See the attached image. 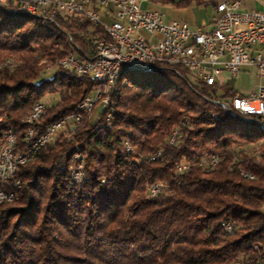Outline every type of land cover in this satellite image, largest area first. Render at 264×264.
Wrapping results in <instances>:
<instances>
[{
	"label": "trees",
	"instance_id": "16d2710c",
	"mask_svg": "<svg viewBox=\"0 0 264 264\" xmlns=\"http://www.w3.org/2000/svg\"><path fill=\"white\" fill-rule=\"evenodd\" d=\"M93 27L78 15L55 23L0 5V61L15 59L0 66V136L13 128L23 147V119L48 93L59 100L48 103L39 132L77 110L97 80L59 58L85 53ZM157 64L123 66L109 118L110 107L93 116L97 106L69 139L59 135L18 166L8 179L21 182L18 198L0 203V264H264V118L225 105L239 93L228 84ZM211 154L220 157L215 167L199 163ZM181 160L190 167L177 172ZM158 180L166 185L150 195Z\"/></svg>",
	"mask_w": 264,
	"mask_h": 264
},
{
	"label": "built area",
	"instance_id": "2783aa9c",
	"mask_svg": "<svg viewBox=\"0 0 264 264\" xmlns=\"http://www.w3.org/2000/svg\"><path fill=\"white\" fill-rule=\"evenodd\" d=\"M141 1L146 0H66V4H59V0H0L2 4L11 3L21 10H37L55 23L60 17L71 15L93 23L89 49L79 57L59 58V66L79 71L95 80L96 76L105 75L104 84H96L78 104L90 109L91 114L92 105L101 103L102 107H110L109 118L113 75L117 70L122 66L156 68L149 64V57H161V63H166L168 58L185 61V68L191 75L209 85L225 84V71L236 76L244 66L256 67L261 77L257 88L247 94L228 97L225 105L234 113L264 118V7L247 11L243 8V0H220L211 23L204 21L193 27L187 19H167L162 10L143 8ZM103 85H110V92H103ZM36 103V114L23 119L28 124V137L23 140V147H16V156H8L7 152V159H13L15 164L14 174L20 164L33 159L46 143L56 141L61 134L71 137L76 131L75 122L80 121L77 114L65 115L39 132L37 123L48 103ZM9 131L11 144H16V131L13 128ZM126 147L132 150L129 141H126ZM160 156L161 153L157 158ZM219 159L217 154H211L199 163L213 168ZM78 160L82 161L72 171L77 181L84 177V161ZM189 167V161L181 160L176 171L184 172ZM242 172L247 173L244 169ZM158 184L165 183L155 181L154 192H157ZM0 193L15 195L11 182L8 191L0 190ZM225 226L228 230L233 229L230 222Z\"/></svg>",
	"mask_w": 264,
	"mask_h": 264
},
{
	"label": "rangeland",
	"instance_id": "374dc122",
	"mask_svg": "<svg viewBox=\"0 0 264 264\" xmlns=\"http://www.w3.org/2000/svg\"><path fill=\"white\" fill-rule=\"evenodd\" d=\"M180 1L182 0H146V1H141V5L143 6V8L162 10L163 12H165L167 19H171V18L187 19L194 26H197L204 21H207L210 24L211 20L213 19V16H215L217 13L216 7L211 4L203 5L197 3L195 0H192L183 5L180 4ZM263 7H264V0H243V8L247 11L257 10ZM14 62L15 59L8 57L3 61H0V66L10 67L13 66ZM53 69L54 66L51 63L46 64V66L41 69V76L42 77L48 76V74L52 73ZM224 76H225V82L241 93H250L254 91L261 82V77L259 75V72L257 71V68L253 66L244 67L236 76L232 75L230 71H225ZM58 100H59L58 91L53 93H48L42 98V101L45 103H50V102L56 103ZM100 106L101 105H98V107L95 109V111L93 112L94 114H92L93 116L98 115ZM81 161L82 160L76 159L75 167H78V164ZM17 198L18 196L14 200H16Z\"/></svg>",
	"mask_w": 264,
	"mask_h": 264
},
{
	"label": "bare ground",
	"instance_id": "6f19581e",
	"mask_svg": "<svg viewBox=\"0 0 264 264\" xmlns=\"http://www.w3.org/2000/svg\"><path fill=\"white\" fill-rule=\"evenodd\" d=\"M59 4H66V0H59ZM0 5H6V4H2L0 2ZM24 11L28 12L29 14H36V15H41L39 12H37V10H32V9H23ZM47 19L46 16H43ZM48 20V19H47ZM54 22V21H52ZM70 57H79L78 55L75 54H70L64 58H62L61 60H68ZM157 63H161V57H149V64L156 66ZM166 63L171 64V65H182L183 68L185 67V61H180L179 58H168L166 59ZM158 65V64H157ZM181 66V67H182ZM123 67V66H122ZM121 67V68H122ZM126 67H130V68H137V69H144V70H153L154 68H150V67H144V66H126ZM121 68L119 70H117V72L113 75V88L115 89L116 87V81L117 78L120 75V71ZM78 74L83 75V73L79 72V71H75ZM96 80H97V84H104L105 82V75H98L96 76ZM103 92H110V85H103ZM40 102V101H39ZM101 105V103H94L92 105V111H94V109L98 106ZM37 112V103L34 104L31 112L29 113V115H35ZM85 113H90L91 111L90 109H86L84 107H77V110H75L74 112L68 114V115H73V114H77L80 118V121L75 122V127L77 126V124H79ZM29 115L27 117H29ZM111 113L109 114L110 117ZM12 128H9L8 130H6V132L0 136V190L1 191H8L9 186H7L6 181L12 177H14V171H15V164L13 159H7V152H8V156H16V147H17V135L15 133V141L16 144H11V134L10 131ZM176 132H174V134L170 137L169 141L172 143L176 138ZM28 137V129L25 133V137L24 140ZM160 154V152L155 153L154 155H152V158H157V156ZM21 185V182L17 179H15L13 181V185L11 187H14L15 189V195L14 194H6V193H0V203L2 202H10V201H14V199L17 197V188H19ZM163 188V184H158V189L157 192H154L155 190V183L149 185L148 187V191L150 193V195H157ZM238 264V263H235Z\"/></svg>",
	"mask_w": 264,
	"mask_h": 264
},
{
	"label": "crops",
	"instance_id": "0c3cea01",
	"mask_svg": "<svg viewBox=\"0 0 264 264\" xmlns=\"http://www.w3.org/2000/svg\"><path fill=\"white\" fill-rule=\"evenodd\" d=\"M191 25H192V24H191ZM192 26L195 27L194 25H192ZM244 67H246V66H244ZM244 67H243V68H244ZM243 68H242V69H243ZM225 84H228V83H225ZM228 85H229V84H228ZM229 86H230V85H229ZM239 93H241V92H239ZM242 94H247V93H242Z\"/></svg>",
	"mask_w": 264,
	"mask_h": 264
}]
</instances>
